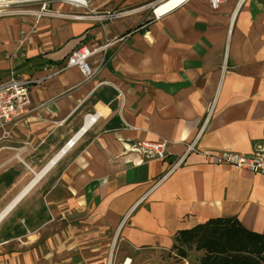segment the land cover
Returning a JSON list of instances; mask_svg holds the SVG:
<instances>
[{
	"label": "crops",
	"instance_id": "1",
	"mask_svg": "<svg viewBox=\"0 0 264 264\" xmlns=\"http://www.w3.org/2000/svg\"><path fill=\"white\" fill-rule=\"evenodd\" d=\"M165 1L54 0L37 23L0 19V82L35 81L0 143V264H104L112 240L169 251L215 219L264 237V176L204 154L264 151V0L157 15ZM81 46L91 78L66 66ZM142 141L166 142L168 160L131 150Z\"/></svg>",
	"mask_w": 264,
	"mask_h": 264
},
{
	"label": "built area",
	"instance_id": "2",
	"mask_svg": "<svg viewBox=\"0 0 264 264\" xmlns=\"http://www.w3.org/2000/svg\"><path fill=\"white\" fill-rule=\"evenodd\" d=\"M37 1V0H34ZM33 0H24L22 2L15 3L6 1L0 2V18L16 16L21 18L32 17L35 19V23L42 17L53 16L52 12L48 11L43 3L40 8H29L28 4L34 2ZM224 0H208V3L212 9H217ZM121 14L117 12L104 13L98 18L101 20H112L119 17ZM94 50H90L86 46H81L74 50L68 57L66 66L76 67L85 78H91L96 69L92 68L88 59L94 54ZM33 80L22 78L19 74L12 71L7 80L0 82V143L10 137V130L8 125L16 121L22 120L29 113L30 97L29 91ZM92 121L95 117H92ZM74 142L70 140L66 147H72ZM196 142L193 141L187 145L186 154L194 152ZM131 150L142 154L146 158L158 159L166 161L169 158L167 151V143L164 141H142L131 144ZM212 161L221 166H228L236 170H245L253 174H259L264 176V151L255 150L251 154H239L232 151H224L220 153H204ZM184 157L179 158L172 163L169 170L162 177L165 179L177 170L184 162Z\"/></svg>",
	"mask_w": 264,
	"mask_h": 264
},
{
	"label": "trees",
	"instance_id": "3",
	"mask_svg": "<svg viewBox=\"0 0 264 264\" xmlns=\"http://www.w3.org/2000/svg\"><path fill=\"white\" fill-rule=\"evenodd\" d=\"M176 241L203 251L199 264H264V237L247 232L236 220H210L180 232Z\"/></svg>",
	"mask_w": 264,
	"mask_h": 264
},
{
	"label": "rangeland",
	"instance_id": "4",
	"mask_svg": "<svg viewBox=\"0 0 264 264\" xmlns=\"http://www.w3.org/2000/svg\"><path fill=\"white\" fill-rule=\"evenodd\" d=\"M37 1H41V0H37ZM52 1L54 0H42L41 5L44 3L46 8L49 9L50 3ZM0 2L3 3L6 2V0H0ZM35 2L36 1H34L33 3ZM41 5L38 8H40ZM94 15L96 17H99L102 15V13L97 15L94 14ZM1 18H5V17H1ZM9 76L10 75L6 77ZM0 78H4V75H0ZM181 252H183L184 255H182ZM203 255L204 252L197 251L195 249V245L177 244L175 248L169 251H164V250L129 251L122 243L118 247H116L115 241L112 240L107 246V250L104 258L105 259L104 264H123L124 262L127 261V259L130 260V264H199V261L203 257Z\"/></svg>",
	"mask_w": 264,
	"mask_h": 264
},
{
	"label": "bare ground",
	"instance_id": "5",
	"mask_svg": "<svg viewBox=\"0 0 264 264\" xmlns=\"http://www.w3.org/2000/svg\"><path fill=\"white\" fill-rule=\"evenodd\" d=\"M68 1H74V0H68ZM187 0H167L165 2H163L162 4H160L156 9H155V13L157 15H162L165 14L166 12H168L169 10L179 6L180 4H182L183 2H185ZM82 2V1H81ZM176 9V8H175ZM169 13V12H168ZM166 15V14H165ZM123 264H130V260H127L126 262H124Z\"/></svg>",
	"mask_w": 264,
	"mask_h": 264
}]
</instances>
